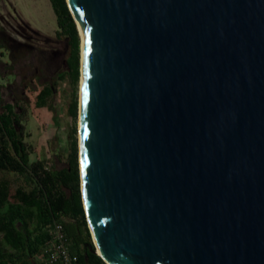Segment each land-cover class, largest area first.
Wrapping results in <instances>:
<instances>
[{
	"label": "water",
	"instance_id": "obj_1",
	"mask_svg": "<svg viewBox=\"0 0 264 264\" xmlns=\"http://www.w3.org/2000/svg\"><path fill=\"white\" fill-rule=\"evenodd\" d=\"M66 1L85 36L93 251L107 264H264V0Z\"/></svg>",
	"mask_w": 264,
	"mask_h": 264
},
{
	"label": "trees",
	"instance_id": "obj_2",
	"mask_svg": "<svg viewBox=\"0 0 264 264\" xmlns=\"http://www.w3.org/2000/svg\"><path fill=\"white\" fill-rule=\"evenodd\" d=\"M57 17V38H67L71 56L68 72L77 82L80 76V35L77 23L66 0H50ZM24 27L39 38L50 41V36L31 27L21 19ZM25 40L7 34L0 25V47L9 51L10 60L0 59V77L9 74L15 79L0 82V169L13 171L24 181L12 192L8 179L0 178V233L9 249L0 246V264H37L35 256L49 239L46 225L61 220L68 236L69 250L77 256L75 264H107L95 253V246L88 227L80 187L79 148L76 128L68 153L67 164L57 168L46 159L30 160L33 152L27 144L22 102L33 103L36 108H49L54 112V96L58 82L68 72L50 73L47 57L54 50L32 47L27 42L30 35L22 31ZM33 94V100L30 96ZM78 102L74 99L71 113L77 117Z\"/></svg>",
	"mask_w": 264,
	"mask_h": 264
},
{
	"label": "rangeland",
	"instance_id": "obj_3",
	"mask_svg": "<svg viewBox=\"0 0 264 264\" xmlns=\"http://www.w3.org/2000/svg\"><path fill=\"white\" fill-rule=\"evenodd\" d=\"M11 3L23 5L27 8L25 13L30 21L32 27L41 31L45 35L50 36V41L39 38L35 33L26 29L21 23V19L13 13V6L8 0H0V25H2L10 37L17 40H25L20 33L25 31L30 35L27 42L32 47L44 48L47 52L54 50L55 55L50 59L47 57V64L50 73L66 71L68 72V60L71 56V45L67 38H57L56 33L59 30L57 24V17L54 12L50 0L36 1L37 4L31 0H10ZM4 12V13H3ZM10 12V13H5ZM81 53H82V36L80 35V76L76 82L71 73L68 72L64 79L60 80L54 96V105L57 113V119L53 118L54 112L49 108H36L34 104L22 102V106L27 110L24 117V124L26 129V142L30 145L32 153L31 160L46 159L48 165L63 167L67 164L68 153L71 148L76 128V137L79 148V103H80V89H81ZM0 59L3 62L10 60L9 51L6 48L0 47ZM3 68V65L0 66ZM15 79V76L9 74L7 77L1 78V83H8ZM30 99L33 100V94ZM77 98L78 110L77 117L71 113L74 99ZM0 178H5L12 184V192L15 191L17 185L24 181L23 176L17 173L0 169ZM37 264H43L41 258H36Z\"/></svg>",
	"mask_w": 264,
	"mask_h": 264
},
{
	"label": "built area",
	"instance_id": "obj_4",
	"mask_svg": "<svg viewBox=\"0 0 264 264\" xmlns=\"http://www.w3.org/2000/svg\"><path fill=\"white\" fill-rule=\"evenodd\" d=\"M49 239L39 253L43 264H75L77 256L69 250L68 236L61 220H54L46 225Z\"/></svg>",
	"mask_w": 264,
	"mask_h": 264
},
{
	"label": "crops",
	"instance_id": "obj_5",
	"mask_svg": "<svg viewBox=\"0 0 264 264\" xmlns=\"http://www.w3.org/2000/svg\"><path fill=\"white\" fill-rule=\"evenodd\" d=\"M9 1V3L10 4H12V6H13V8H14V10H13V13L15 14V15H17L20 19H22V20H24L26 23H28L31 27H32V25H31V23H30V21L28 20V18L26 17V15H25V13L27 12V8H25L23 5H21V4H18V2H16V6H15V4H13V3H11V1L10 0H8ZM36 1H41V0H33V2L35 3V4H37L36 3ZM21 2H24V0H21ZM28 2L30 3L31 2V0H28ZM4 13V12H3ZM5 13H10V12H5ZM1 14V13H0ZM34 28V27H33ZM31 160V159H30ZM31 161H34V160H31ZM3 170V169H2ZM8 171V170H7ZM11 172H13V171H11ZM15 173V172H14ZM18 174V173H17ZM19 175V174H18ZM0 246L2 247V248H6V249H9L10 248V246L9 245H7V244H5L4 242H3V233H0ZM42 250V249H41ZM39 255V254H38ZM38 255H36L35 256V258H37V257H39Z\"/></svg>",
	"mask_w": 264,
	"mask_h": 264
},
{
	"label": "bare ground",
	"instance_id": "obj_6",
	"mask_svg": "<svg viewBox=\"0 0 264 264\" xmlns=\"http://www.w3.org/2000/svg\"><path fill=\"white\" fill-rule=\"evenodd\" d=\"M78 28L80 30L81 36H82V53H81V89H80V115H79V129L81 128V99H82V88H83V79H84V74H83V68H84V52H85V36L82 31L80 23L77 21ZM92 236L95 241L94 233L92 231ZM96 251L99 255H101L98 247L96 248Z\"/></svg>",
	"mask_w": 264,
	"mask_h": 264
}]
</instances>
